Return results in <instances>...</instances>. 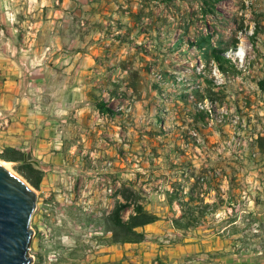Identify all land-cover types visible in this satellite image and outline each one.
<instances>
[{
	"label": "rangeland",
	"instance_id": "obj_1",
	"mask_svg": "<svg viewBox=\"0 0 264 264\" xmlns=\"http://www.w3.org/2000/svg\"><path fill=\"white\" fill-rule=\"evenodd\" d=\"M0 49L64 148L37 188L7 161L37 196L30 264H111L123 184L160 217L146 241L264 264V0H0ZM196 178L212 211L176 229Z\"/></svg>",
	"mask_w": 264,
	"mask_h": 264
},
{
	"label": "crops",
	"instance_id": "obj_2",
	"mask_svg": "<svg viewBox=\"0 0 264 264\" xmlns=\"http://www.w3.org/2000/svg\"><path fill=\"white\" fill-rule=\"evenodd\" d=\"M24 77L20 66L0 49V159L6 148L11 149V156L19 151L24 158L31 157L30 162L43 171L44 177L47 165L50 168L63 161L64 148L53 120L46 121L39 114L34 98L27 94ZM122 246L123 251L116 247L117 251L108 256L111 264H220L223 261L216 256L219 247L212 245L210 239L170 244L144 239ZM131 248L138 250L128 251Z\"/></svg>",
	"mask_w": 264,
	"mask_h": 264
},
{
	"label": "trees",
	"instance_id": "obj_3",
	"mask_svg": "<svg viewBox=\"0 0 264 264\" xmlns=\"http://www.w3.org/2000/svg\"><path fill=\"white\" fill-rule=\"evenodd\" d=\"M233 48L236 43H233ZM221 52H215L216 60L223 59L231 63L230 59L221 55ZM221 67V63H219ZM222 68V67H221ZM96 108L100 113L109 114L111 116L117 115L118 110L114 107L107 105L105 102H97ZM201 114H207L206 109L198 111ZM11 149L6 148L1 158L4 160L23 161L19 166V173L35 188L39 186L43 171L35 167L32 162L24 158V154L15 151V156L9 155ZM13 158V159H10ZM200 183L198 178L195 179L192 186L187 193V199L179 195L176 197L180 206V214L177 217L171 218V224L176 229L187 230L191 226H195L199 220L204 218L212 211V204L205 202L203 197L199 196ZM117 198L113 209L106 216V232L110 233L111 243H138L145 239L144 227L152 224L160 219L159 215L152 210H149L141 201L140 194L131 185H121L117 190ZM129 210L127 217L124 214Z\"/></svg>",
	"mask_w": 264,
	"mask_h": 264
},
{
	"label": "water",
	"instance_id": "obj_4",
	"mask_svg": "<svg viewBox=\"0 0 264 264\" xmlns=\"http://www.w3.org/2000/svg\"><path fill=\"white\" fill-rule=\"evenodd\" d=\"M35 190L18 174L0 164V264H30L33 231L29 226L36 206Z\"/></svg>",
	"mask_w": 264,
	"mask_h": 264
},
{
	"label": "bare ground",
	"instance_id": "obj_5",
	"mask_svg": "<svg viewBox=\"0 0 264 264\" xmlns=\"http://www.w3.org/2000/svg\"><path fill=\"white\" fill-rule=\"evenodd\" d=\"M0 164H2L3 166H5L6 168H8L9 170H11L12 172H14L10 166V162H7V161H3L0 159ZM16 173V172H14Z\"/></svg>",
	"mask_w": 264,
	"mask_h": 264
}]
</instances>
